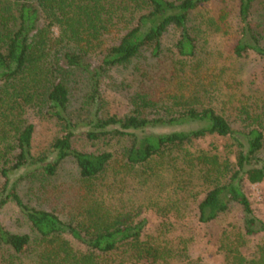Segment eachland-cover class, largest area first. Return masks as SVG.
<instances>
[{
    "label": "trees",
    "instance_id": "trees-1",
    "mask_svg": "<svg viewBox=\"0 0 264 264\" xmlns=\"http://www.w3.org/2000/svg\"><path fill=\"white\" fill-rule=\"evenodd\" d=\"M257 1L0 0V215L12 211L18 225L13 231L0 220V264H108L129 250L135 261L186 259L182 238L165 245L142 239L145 203L110 201L126 178L141 186L165 180L146 206L163 218L194 214L210 224L240 207L242 225L221 240L226 264H264V221L245 192L264 183L259 115L244 105L235 128L203 105L206 85L192 96L182 92L197 72L195 83L210 80L219 94L223 73L209 79L197 71L219 34L236 39V72L246 75L256 63L264 86V45L252 23ZM168 34L176 36L171 69ZM175 79L179 90L165 91ZM106 80L128 99L126 114L110 113ZM260 235L256 252L245 256L247 238Z\"/></svg>",
    "mask_w": 264,
    "mask_h": 264
},
{
    "label": "rangeland",
    "instance_id": "rangeland-1",
    "mask_svg": "<svg viewBox=\"0 0 264 264\" xmlns=\"http://www.w3.org/2000/svg\"><path fill=\"white\" fill-rule=\"evenodd\" d=\"M214 7L215 5H211L209 6V9H215ZM252 23L259 35L261 44L264 45V0H258L256 2L253 9ZM175 41L176 36L173 34H168L163 40L164 57L167 64H169L170 69L177 61ZM235 42L236 39L234 36L215 35L210 39L209 44L205 46V49L199 55L198 61L201 65L197 70L199 76H201L202 73H205V77L211 79L212 75L215 76L223 73V76L220 77L221 83L218 84L220 90L219 94L216 89L212 93L213 89L208 86L210 80L204 81L203 79L204 84L202 85L200 83H195V81L198 80L196 75L197 72L189 74V77L193 79L194 83L190 82L191 85H186L189 88L192 86V88H190L189 91H187V89L182 92L185 95L190 96L193 88L195 92H200V90L204 91L202 87L206 85L210 92L209 95L204 98L203 105L210 103V105L218 112L225 115L235 128L242 127L241 119H245V115L241 114L240 109L244 105L248 107V110L251 112L255 111L259 115V120L261 121L262 126H264V86H262L263 82L260 79L259 70L255 65L256 63H253L249 68L250 73L242 76L236 72L234 69L236 66L233 60V46ZM189 69L190 68L186 67V71ZM111 76L116 79L122 78L118 73H111ZM123 76L127 77L124 73ZM213 80L215 81L217 79L215 78ZM176 81L177 80L175 79L171 83H165L163 89L165 91H178L179 87L177 86L178 82L176 83ZM108 82H110V80L105 81L102 86V92L108 103L110 113L119 115L126 114L131 108L128 99L121 94L120 91L115 90L116 88L108 87ZM200 96H203V94L200 93ZM35 115V112L33 113L32 111H29L27 117L31 122L37 124ZM40 136V132H37L36 138L40 140ZM208 144V142L203 143L201 147L207 148ZM70 167L73 169V165ZM160 182L164 183L165 180H154L148 185L141 186L137 184L138 181L132 182L129 178H126L124 181L120 180V182L116 183L114 187L115 189L112 190L114 194H111L108 198H110V201L113 200L112 202L118 203L120 199H123V203L124 201L126 203L128 199L129 206H133L136 202L145 203L147 206L148 201L157 196L158 189L155 186ZM245 192L251 202L255 214L264 221V183L254 185L248 184L245 186ZM166 197L167 195L165 194L163 198ZM136 205H138V203ZM146 206L142 208V211L140 212L141 214H139L138 217V219L146 218L148 221L143 231V240L149 238L152 241L151 243H155V245H158V243L165 245V240H169V242L173 243L174 239L182 238L187 242V256L186 259H180L181 261H194L199 264H226V254L225 251L221 249V240L224 231H231L233 226L238 227L239 225H242L243 213L240 207L235 206L228 215L224 216L217 222L199 224L194 214L181 220L174 216L163 218L155 211L146 209ZM14 219L15 215L12 211L4 210L0 215V220L10 229L16 231L18 230V225ZM165 222L170 223L171 228L168 232L165 231V227L162 226ZM247 239V242H245L241 248V252L245 256L251 257V255L256 252V247L261 242L262 235L248 237ZM70 240L75 246H80L78 241L72 238H70ZM176 243L178 244L179 241L177 240L174 242V244ZM127 252L128 254L125 255L127 256V259H124L123 255L118 254L113 256L107 263L167 264L163 262L152 263L151 260L146 259L135 261V259L130 257L132 252H130V250ZM180 260H172L168 264H180Z\"/></svg>",
    "mask_w": 264,
    "mask_h": 264
}]
</instances>
